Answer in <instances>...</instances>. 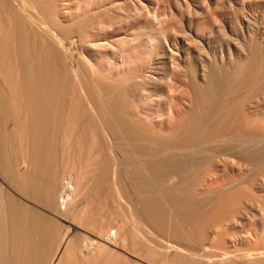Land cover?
I'll use <instances>...</instances> for the list:
<instances>
[{"label":"bare ground","instance_id":"bare-ground-1","mask_svg":"<svg viewBox=\"0 0 264 264\" xmlns=\"http://www.w3.org/2000/svg\"><path fill=\"white\" fill-rule=\"evenodd\" d=\"M257 203L264 0H0V264H264Z\"/></svg>","mask_w":264,"mask_h":264},{"label":"rangeland","instance_id":"rangeland-1","mask_svg":"<svg viewBox=\"0 0 264 264\" xmlns=\"http://www.w3.org/2000/svg\"><path fill=\"white\" fill-rule=\"evenodd\" d=\"M256 202H258V201H256ZM255 205L256 206H259L260 205L259 207L261 209L264 208V204H262V203H259V205L257 203ZM62 208H63V206H62ZM255 224L256 223H255L254 219L251 218V219L245 221L244 223L238 224L234 230H230L228 228H225L224 226H223L224 228L223 227H219V232L221 234V237L229 236V238L233 241L232 244L234 246L233 245L231 246V251H233V252L236 251L237 254L238 253H241L242 254V252L244 253V251L246 253L247 251H250V250L252 251L253 249L255 250V248L257 249V247H258V249L264 247V244L261 245L262 243H259L257 240H256L257 243L254 242L255 239H256V238L254 239V236H253V231L256 230L255 229L256 228L255 227L256 226ZM242 237H244L247 240H249V242L246 243V244H244V245L238 244L237 243V240H239ZM214 245H215L216 248H218L220 250L221 249H223V250L224 249H227L226 246H223L222 244H214ZM223 250H221V251H223Z\"/></svg>","mask_w":264,"mask_h":264}]
</instances>
